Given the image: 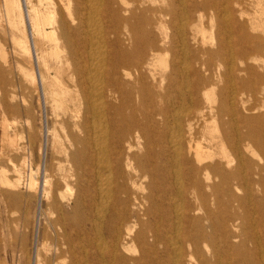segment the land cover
<instances>
[{
  "label": "bare ground",
  "instance_id": "1",
  "mask_svg": "<svg viewBox=\"0 0 264 264\" xmlns=\"http://www.w3.org/2000/svg\"><path fill=\"white\" fill-rule=\"evenodd\" d=\"M19 2L3 0L9 25L30 30L13 42L29 57L30 38L67 130V168L28 182L56 216L34 264H264L251 223L264 229V169L250 158L264 126L247 114L264 82L250 64L264 6L249 17L243 0H26L25 19ZM249 231L252 250L239 242Z\"/></svg>",
  "mask_w": 264,
  "mask_h": 264
},
{
  "label": "rangeland",
  "instance_id": "2",
  "mask_svg": "<svg viewBox=\"0 0 264 264\" xmlns=\"http://www.w3.org/2000/svg\"><path fill=\"white\" fill-rule=\"evenodd\" d=\"M18 1L20 6L22 4L25 6H22L21 10L26 19L24 11H27V2L26 0ZM243 2L249 17L254 15L258 4L261 7L264 6V0H243ZM206 19L207 23L208 18ZM262 29H264V21ZM29 33L30 30L26 24L23 25V32L9 25L3 0H0V44L3 45L8 59V63L5 64L3 54H0V179L5 178L11 184V186L0 184V264H34L36 249H41L42 233L47 229L49 237L52 238V222L56 216L45 212V202L41 200L40 195L41 189L38 196H34L28 190L30 176L35 178L38 188H41L43 170L46 166L47 170H52L54 176L57 173L56 170H61L60 167L67 168L64 163L65 151L61 147L62 144L65 146L67 144L65 140L67 130L62 124L65 118L53 106L50 96H46V101L42 94L37 71V57L30 38L32 54L29 57L23 54L13 42V37L24 38L26 34L30 37ZM209 33L206 27L205 35L208 37ZM256 34L263 36L261 31ZM208 43L210 44V41ZM48 61L54 73L55 61ZM250 64L258 75L264 76V50ZM44 78L46 87H49L52 79L48 76ZM256 88L257 94L250 103L255 110L247 114L261 117V123L264 126V82L257 84ZM4 121L6 125L8 124L6 128H2ZM7 139L16 142L13 149H10ZM256 141V151L250 158L254 169L260 172L264 169V147L258 136ZM201 142L202 146H207L204 140ZM225 152L229 159H234L230 156L229 149ZM233 167H235L234 160ZM253 194L260 200L261 188L254 190ZM238 195L242 196L243 192H238ZM251 208H248L249 211ZM260 221L258 215L251 218V223L258 227L254 231L259 236L257 249L264 257V229ZM250 235H252L251 231L249 234L246 233L245 238L242 236L239 240V242L244 240V247L248 250L255 249ZM207 249L211 251V248ZM202 251L205 252V249L202 248ZM135 255L138 256V253Z\"/></svg>",
  "mask_w": 264,
  "mask_h": 264
}]
</instances>
